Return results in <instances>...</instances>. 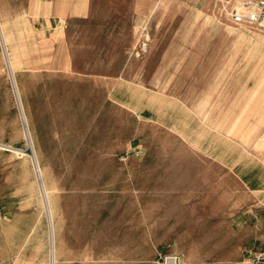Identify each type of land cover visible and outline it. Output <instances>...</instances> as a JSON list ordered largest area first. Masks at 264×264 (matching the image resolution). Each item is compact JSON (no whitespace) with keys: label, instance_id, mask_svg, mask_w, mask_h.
Returning <instances> with one entry per match:
<instances>
[{"label":"rangeland","instance_id":"rangeland-1","mask_svg":"<svg viewBox=\"0 0 264 264\" xmlns=\"http://www.w3.org/2000/svg\"><path fill=\"white\" fill-rule=\"evenodd\" d=\"M244 1L145 0L130 27L132 0H97L65 67L66 24L0 0V264H264V32L232 19Z\"/></svg>","mask_w":264,"mask_h":264},{"label":"crops","instance_id":"crops-1","mask_svg":"<svg viewBox=\"0 0 264 264\" xmlns=\"http://www.w3.org/2000/svg\"><path fill=\"white\" fill-rule=\"evenodd\" d=\"M97 0H32L34 7L38 10V16L43 18L44 25L66 24L67 30L62 35L56 31L53 34L57 49L62 51L65 67L74 66V54L71 45L78 36L75 26H90L94 23L97 14ZM119 2V0H116ZM132 22L130 27L138 25L145 16V0H132L130 8ZM89 33V31L87 32ZM80 36L82 32L79 33Z\"/></svg>","mask_w":264,"mask_h":264},{"label":"built area","instance_id":"built-area-1","mask_svg":"<svg viewBox=\"0 0 264 264\" xmlns=\"http://www.w3.org/2000/svg\"><path fill=\"white\" fill-rule=\"evenodd\" d=\"M236 23L253 25L264 32V0H246L231 13ZM170 264H179L176 257H169Z\"/></svg>","mask_w":264,"mask_h":264}]
</instances>
